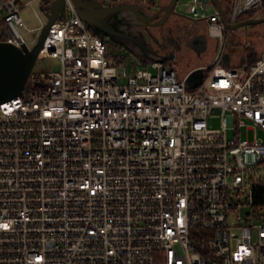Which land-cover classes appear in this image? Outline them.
Returning <instances> with one entry per match:
<instances>
[{
	"label": "built area",
	"instance_id": "obj_1",
	"mask_svg": "<svg viewBox=\"0 0 264 264\" xmlns=\"http://www.w3.org/2000/svg\"><path fill=\"white\" fill-rule=\"evenodd\" d=\"M52 1L0 0V42L30 49L20 12ZM262 1L219 0L229 24ZM213 7L189 16L222 41L189 89L160 61L119 84L107 39L65 1L37 55L60 69L0 103V264H264V49L225 66L231 30Z\"/></svg>",
	"mask_w": 264,
	"mask_h": 264
},
{
	"label": "water",
	"instance_id": "obj_2",
	"mask_svg": "<svg viewBox=\"0 0 264 264\" xmlns=\"http://www.w3.org/2000/svg\"><path fill=\"white\" fill-rule=\"evenodd\" d=\"M66 0H54L46 8L41 11L46 17V22L40 30L36 43L28 49L25 45L15 47L7 42H0V103L11 98L19 96L22 92L24 84L31 74L35 65L38 51L49 31L51 24L56 19L64 18V5ZM178 0H169V2L148 15L139 10L133 4H120L115 6H103L94 0H69L73 5L77 16L97 35L107 38L111 42L125 48L131 54L139 57L141 60L148 59L150 61H172V57H162L156 53L146 40L142 33H132L130 24L119 22L117 18L128 17L129 13L133 14L136 20L141 24L150 21L163 12L160 22L172 12L174 5ZM216 7L220 19L225 28L235 30L241 26L255 25L264 22V16L251 17L248 19L237 21L229 24L223 15L219 0H211ZM130 23V22H129ZM134 35V36H133ZM202 37V44L199 49L194 50L197 55L205 51L206 38ZM150 54V55H149ZM223 64L229 65L228 55H223ZM246 68V67H244ZM203 78V69H192L185 78V85L189 89H193L199 85Z\"/></svg>",
	"mask_w": 264,
	"mask_h": 264
},
{
	"label": "rangeland",
	"instance_id": "obj_3",
	"mask_svg": "<svg viewBox=\"0 0 264 264\" xmlns=\"http://www.w3.org/2000/svg\"><path fill=\"white\" fill-rule=\"evenodd\" d=\"M94 1L102 3L100 0ZM263 1L261 9L257 12V14H255V17L264 16ZM202 3H206V6H203ZM174 10L180 15L189 17L193 13V11H202L206 14H209L214 10V7L210 0H178L175 4ZM20 16L23 21V26L20 27L19 30L23 37L29 42V40L38 36L41 27L46 22V17L39 9V7L35 4L29 7H23L20 12ZM236 30L239 31L238 33H236L239 38L233 39L232 36L229 35V38L225 45L224 54L230 51L233 52V48H235L234 53H232V59L234 65H239V63L246 62V56L249 52H253L255 55H257L261 50L264 49V22L255 25L241 26L239 28H236ZM242 37L245 38L242 39ZM207 39L208 47L200 55H197L195 51L185 53L176 52L174 59L171 61V64L172 68L178 75L180 74V71L187 70L195 64L206 65L210 63L216 51L220 49L222 41L220 42L219 40H215L212 38ZM106 49L107 52L110 53V61L115 62L114 65L117 68L119 84H125L127 82V78L131 76L136 69L145 68L147 70H150L152 73H155L151 69L149 64H142L127 50L121 48L120 46L114 44L109 40H106ZM60 67L61 62L59 58L45 57L36 59L32 71H58ZM207 125L208 128L221 129L220 110L218 108H214L208 115ZM233 133L234 130L232 128L226 129L227 138H232ZM240 134L243 137L247 135L248 137L252 138L253 131L250 130L246 133L245 128H243L241 129Z\"/></svg>",
	"mask_w": 264,
	"mask_h": 264
},
{
	"label": "flooded vegetation",
	"instance_id": "obj_4",
	"mask_svg": "<svg viewBox=\"0 0 264 264\" xmlns=\"http://www.w3.org/2000/svg\"><path fill=\"white\" fill-rule=\"evenodd\" d=\"M168 2L169 0H167L164 3V5L167 4ZM174 7L172 9V12L169 13L162 22H160V19L163 12H160L156 16V18L150 21H146L144 24H141L138 20H136L134 15L131 13H129L128 17L126 16L119 17L117 19L119 22L130 24L133 34L140 32L143 35H145L146 40L149 43L151 49L156 51V53L160 54L162 57H169V58L172 57L173 60L176 52H181V53L193 52L194 50L199 49L203 42L201 40L202 39L201 36H204L206 38L205 46L207 49L208 39L206 37V30L204 23L198 19H193L187 16L180 15L179 13L175 12ZM139 10L150 15L158 9L139 8ZM244 19H248V18H243L240 20H244ZM120 47L123 48L122 46ZM133 56L136 57V59L142 64H145L150 61L148 59L141 60L139 57L135 55ZM162 63L166 64L169 63V61L165 60L162 61Z\"/></svg>",
	"mask_w": 264,
	"mask_h": 264
},
{
	"label": "crops",
	"instance_id": "obj_5",
	"mask_svg": "<svg viewBox=\"0 0 264 264\" xmlns=\"http://www.w3.org/2000/svg\"><path fill=\"white\" fill-rule=\"evenodd\" d=\"M238 32H239V31H237V30L235 29V30H233V31L230 33V36H232L233 39H235V38H239L238 35H236V33H238ZM243 38H245V37H242V39H243ZM241 41H242V40H241ZM231 50H232V49H231ZM233 50L235 51V48H233ZM234 51H233V52L230 51V52L226 53V54L228 55V60H229V64H230V65H234V62H233V59H232V53H234ZM208 64H209V63H208ZM208 64H206V65H197V64H195V65H193L192 67L188 68L187 70L180 71V74H179V75L177 74V76H178L179 78H182L184 75H186L187 73H189L192 69H195V68H202V69H203V68L206 67ZM165 66L172 68L171 61H169V63H166ZM181 73H182V74H181Z\"/></svg>",
	"mask_w": 264,
	"mask_h": 264
},
{
	"label": "trees",
	"instance_id": "obj_6",
	"mask_svg": "<svg viewBox=\"0 0 264 264\" xmlns=\"http://www.w3.org/2000/svg\"><path fill=\"white\" fill-rule=\"evenodd\" d=\"M221 2L223 0H220ZM264 2V1H263ZM256 15L255 14H252V13H248V14H243L239 19H243V18H251V17H255ZM107 58L110 60L111 56H110V53H107ZM257 55H255L253 52H249L246 56V63H251L252 61H254V59L256 58ZM115 62H113L114 64Z\"/></svg>",
	"mask_w": 264,
	"mask_h": 264
}]
</instances>
